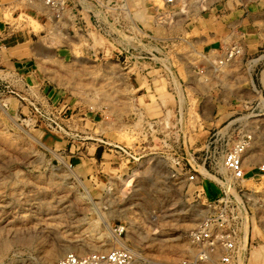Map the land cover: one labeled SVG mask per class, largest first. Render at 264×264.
I'll list each match as a JSON object with an SVG mask.
<instances>
[{
  "label": "rangeland",
  "instance_id": "obj_1",
  "mask_svg": "<svg viewBox=\"0 0 264 264\" xmlns=\"http://www.w3.org/2000/svg\"><path fill=\"white\" fill-rule=\"evenodd\" d=\"M61 1L0 0V39L37 53L27 95L0 83V264L115 247L134 264H175L192 252L217 179L247 202L239 264H264V0ZM236 30L260 52L243 57L236 43L241 53L218 65L210 45ZM247 133L234 181L221 158ZM158 138L193 150L215 141L195 153L207 173L169 179Z\"/></svg>",
  "mask_w": 264,
  "mask_h": 264
},
{
  "label": "built area",
  "instance_id": "obj_2",
  "mask_svg": "<svg viewBox=\"0 0 264 264\" xmlns=\"http://www.w3.org/2000/svg\"><path fill=\"white\" fill-rule=\"evenodd\" d=\"M19 1L25 4L39 2L51 10L62 5L61 0ZM165 3L172 5L175 0H165ZM240 53L239 48L229 47L221 59L217 61L218 65L230 63ZM147 129L150 131L149 136H159L157 126L154 123L148 125ZM158 142H160L159 147L161 148L159 151L167 153L169 179L173 181L184 179L192 183L197 179L198 173H207L205 158L201 160L204 155L196 156L195 153L204 152L206 155L210 148L215 149V141H205L204 145L197 150L167 144L164 139L160 138H158ZM251 143V134L240 135L223 153L221 166L229 173L231 180H243L245 173L242 157ZM112 151L117 156L133 158L131 151L123 147L113 146ZM258 170L264 174V165H260ZM217 181L221 188L220 194L207 204L205 217L189 233V244L192 247V252L188 257L175 264H239L240 250H246L247 246V242L245 246L243 245L245 226L247 227L248 222L247 202L244 201L241 190L237 191L231 188L229 181L223 179L221 181L217 179ZM113 230L118 237L124 233L122 226H117ZM136 261L137 256L132 249L115 247L107 251L87 254L66 252L57 259L56 264H134Z\"/></svg>",
  "mask_w": 264,
  "mask_h": 264
},
{
  "label": "crops",
  "instance_id": "obj_3",
  "mask_svg": "<svg viewBox=\"0 0 264 264\" xmlns=\"http://www.w3.org/2000/svg\"><path fill=\"white\" fill-rule=\"evenodd\" d=\"M242 34V35H241ZM241 37L245 39V34L243 32L235 31L231 33L230 36L226 35L221 40H216L210 45V52L216 56H223V53L229 47L241 45L243 48V57L251 56L260 51H255L257 48L249 47L246 43L239 42ZM12 37L9 38V40ZM5 40V41H2ZM8 39H0V83L2 81L8 82L9 85L16 91L20 97L27 95L28 86L33 80H36L34 75L35 67L34 56L37 55L36 51L32 45H27V50L24 48H18V44L11 45L12 42H8ZM8 42V43H7ZM23 43L19 44L22 45ZM263 70L259 73L263 74ZM8 79V81H7ZM260 80L264 82V76L260 77ZM264 86V83H261Z\"/></svg>",
  "mask_w": 264,
  "mask_h": 264
},
{
  "label": "bare ground",
  "instance_id": "obj_4",
  "mask_svg": "<svg viewBox=\"0 0 264 264\" xmlns=\"http://www.w3.org/2000/svg\"><path fill=\"white\" fill-rule=\"evenodd\" d=\"M163 3H164V5H166L165 0H164ZM146 172H147V171H146ZM2 246H3V245H2ZM79 247H80V246H79ZM54 253H55V252H54ZM50 257H51V256H50ZM48 258H49V257H48ZM47 260H48V259H47ZM48 261H49V260H48ZM48 261H47L48 264H49L50 262H52L51 260H50L49 262H48Z\"/></svg>",
  "mask_w": 264,
  "mask_h": 264
}]
</instances>
